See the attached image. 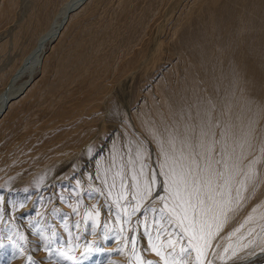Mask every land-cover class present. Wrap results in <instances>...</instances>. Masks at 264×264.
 I'll return each mask as SVG.
<instances>
[{"label":"rangeland","instance_id":"rangeland-1","mask_svg":"<svg viewBox=\"0 0 264 264\" xmlns=\"http://www.w3.org/2000/svg\"><path fill=\"white\" fill-rule=\"evenodd\" d=\"M60 1L17 0L10 16H0V90ZM120 1L111 0L109 6L104 5V12L102 2L94 7L98 12L92 10L93 2L88 8L86 6L79 15V19L83 18L88 24L84 30L99 33L105 24L107 27L108 17L116 13ZM194 1L132 0L135 12L139 11L137 15L142 9L145 11L150 7L146 18L149 20L152 17L153 21H148L142 53L138 54L139 45L133 46L134 42L130 45L134 49L126 53L125 58H115V46H106L100 51L102 57L108 54V63H104L108 72L103 74L98 71L101 77L95 76V91L101 93H96L95 97L106 99L107 110L105 103L99 105L97 101L94 105L92 101L91 111L77 114L74 108L83 95L79 94L72 103L65 95L67 90H73L77 85V82L70 85L65 82L72 67L66 63L64 54L69 51L79 24H69L65 33L47 48L42 59V71L34 75L32 86L0 117V264H137V256L144 264L148 261L165 264L164 259L149 246L150 239H155L152 243L159 245L166 258L170 254H179L181 246L188 247V237L185 236H190L191 230L186 235L181 230L180 218H177L178 223L174 221L177 226L172 231L177 238H173L153 220L151 213L176 200L182 207L186 202V207L190 204L191 212L187 217L191 220L199 216V221L194 219L196 226L200 224L204 230L208 229L205 224L209 222L207 216L209 218L212 211L211 207H207L210 203L224 210L223 216L247 207L242 220L237 219L238 214L228 219L230 225L236 226V232L232 231L235 248L227 252L224 250L221 260L213 258L215 263L210 259V251L204 264H208L209 260L212 264H264V196H259L260 186L257 187L264 182V0L218 2L214 12L216 25L219 20H226L229 25L232 23L233 31L238 20H242L247 30L249 28L250 33L244 36L242 47L237 45L235 36L234 39L223 37L218 29L215 35L210 29L208 31V15L204 8L202 13L199 12L202 16L197 15L198 7L193 6ZM236 2L240 10L235 7ZM5 3L6 0H0V7ZM106 6L112 7L110 11ZM186 9L192 11L189 25L173 40L169 33L176 27V17L182 16ZM152 10H157L156 15L152 16ZM101 21H104L103 24ZM87 33L81 38L87 39ZM167 42L172 47L168 52L163 49ZM227 47L229 49L224 52ZM103 52L106 54L103 55ZM221 52L226 57L225 63L215 61ZM133 55L139 56L135 63H129V67L125 65L128 68L124 66V71L121 68L123 74L115 69L122 67L123 62ZM183 55L190 58L189 62ZM238 58L241 62L237 61ZM89 65L95 66L92 61ZM23 73L20 79L23 77L24 80L26 76ZM205 85L207 96L200 91ZM246 85L248 101L242 102L240 98ZM101 89L104 91L101 92ZM163 95L168 97L166 105L172 110L165 111L167 116L159 113L155 121L150 118L155 127L147 131L141 119L146 113L151 114V107L157 108L162 103ZM193 117L200 118V121L203 119L205 122H201L207 127L195 143L189 132ZM227 121L236 128L235 153L231 154L234 158H230L227 152L225 138L231 134L224 128ZM216 140L219 141L218 147ZM213 150L217 154L216 162L213 157L208 159ZM204 151L206 163L199 171L202 183L193 184L192 180L186 183L183 177L195 178ZM180 152L182 156H179ZM249 164L250 169H246ZM246 172L250 174L246 180L248 183H239ZM167 174H170L169 177ZM186 187L191 191L195 187L203 204L195 202L194 196L190 201L181 196L179 201L177 195ZM249 189H258V195L241 202L236 193L239 190L246 193ZM263 190L264 187L261 189L264 195ZM137 207L139 210L133 211ZM216 207L212 205L213 211ZM171 208L175 211L174 207ZM197 227L196 231L200 229L199 225ZM221 229L216 230L220 233ZM176 231L184 233V236ZM167 234L174 246L164 245L168 240ZM238 243L244 246L240 247ZM195 257L194 251L193 259Z\"/></svg>","mask_w":264,"mask_h":264},{"label":"bare ground","instance_id":"bare-ground-1","mask_svg":"<svg viewBox=\"0 0 264 264\" xmlns=\"http://www.w3.org/2000/svg\"><path fill=\"white\" fill-rule=\"evenodd\" d=\"M16 1L17 0H6V3L0 7V16H5L6 18L8 16H10V13L13 12V10L11 8H13V5L16 4ZM107 1V2H106ZM111 0H61L56 6H55V9H53L54 11L52 12L53 14L50 15V16H47V18L45 19V22L41 25V28H40V31L37 32L35 38L33 39L31 45H30V49L29 51L27 52V54L25 56H23V59L20 61L19 65L17 66V68L11 73L10 77L8 78L7 82L5 83V85L2 87V89L0 90V117L5 113V111L9 108V106L16 100L20 99L21 97H23L25 94H26V91L32 86V82L34 80V75L37 74L38 72H40V70L42 71V59L47 51V48L52 44L54 43V41H56L57 39H59V37L63 34V32L65 31V29L68 27L69 24H79V26L77 27V31H76V35L74 36L73 38V43L70 45L69 47V51L64 54V58H67L65 60L66 63L69 64L70 67H72V71L69 72V77L67 78V80L65 81L67 84H72V82H77V85L75 87V89L73 90H67L65 92V95H66V98L71 102L72 100H75V99H78V95L79 94H82V100L77 103L78 105L74 108L76 109L77 111V114L79 113H85V112H89L88 110L92 109L90 108L91 107V104L90 102L94 101L93 104L95 105L98 101V104H103L104 105V100L106 99H100L101 97L96 96V93L97 91H95V86H94V78L95 76L98 77L100 76V74L98 73V71H101L103 74H106L108 71H107V67L105 66L104 63H108V57L107 55H105L104 57H102V53L100 51L104 50L106 46H115V50L116 52L113 51V54L115 55V58H121L123 57L126 53L128 54V52L133 48V46H137L139 45V47H137V50H138V54L139 53H142L143 50H144V45H145V39H144V35H146V28L148 26V21L150 19H152V17L147 20L148 18V13L150 11V7L147 9V10H141V12L137 15V13L139 12H135L136 10L134 9V5L132 4V0H122V2L120 1L119 2V5L117 6L118 7V10L113 12L115 13L113 16H109L108 19L110 20L108 22V25L106 27V24H105V27L104 29H100L99 30V33L98 31H94L93 33H89L88 30L89 29H86L84 30L86 27H87V22H85V20L83 18H80L79 19V15L82 11H84L86 8H88V6L91 4V2H93V7H92V10H95L94 7H96L97 4H101L102 2V11L104 12V5H108V3L110 2ZM161 1V0H160ZM203 1V3H202ZM220 0H195L194 1V4L193 6L197 5L198 7V10H197V15H201L199 12L202 10V8H204V11L207 13L208 15V31L209 29L214 33L217 31L220 32V34L223 36V37H228V38H232L234 39V36L236 37L235 40H237V45L242 47L243 44H244V36H246V34L250 33L248 32L247 28L243 25L242 23V20H238V23L237 24V28L236 30H233L231 29V26H232V23L231 25H229L228 22H226V20L222 21V20H219V23H216L214 22V12L216 11V8H217V5H218V2ZM237 1V0H236ZM240 1V0H239ZM46 2V1H45ZM33 3V2H32ZM160 3V2H159ZM111 4V3H110ZM200 5V7H199ZM240 5V4H239ZM87 6V7H86ZM109 6V5H108ZM86 7V8H85ZM101 7V5H100ZM107 7V6H106ZM235 7L236 8H239L238 7V2L235 3ZM110 8L112 7H107V9L109 10ZM190 8V7H188ZM98 9V8H97ZM106 9L107 13H108V10ZM117 9V8H116ZM185 10V9H184ZM187 10V9H186ZM240 10V8H239ZM98 12V10H95ZM110 11V10H109ZM153 11V10H152ZM157 10H154L152 12V16L155 14ZM167 11V10H166ZM238 11V10H237ZM253 11V10H252ZM34 13V11H33ZM37 13V12H36ZM106 13V14H107ZM158 13V12H157ZM202 13V11H201ZM216 13V12H215ZM112 14V13H110ZM222 14V13H221ZM109 15V14H108ZM156 15V14H155ZM182 16H177L176 17V20H175V23L174 25H176V27L170 31V37H172L171 39L175 40L177 38V34H180L181 31H184L186 26L189 25L188 23V20L189 18L192 16V11L191 10H187V11H183V13H181ZM238 15V14H237ZM147 16V18H146ZM151 16V15H150ZM202 16V15H201ZM216 16V15H215ZM196 17V16H195ZM155 18V17H154ZM157 18V17H156ZM107 19V20H108ZM240 19V18H239ZM84 20V22H82ZM89 20V19H88ZM87 21V20H86ZM91 21V20H89ZM88 21V22H89ZM153 21V19L151 20ZM231 21V20H229ZM244 21V20H243ZM104 21H101V24H103ZM39 23V22H38ZM100 25V24H99ZM110 26V27H109ZM262 27V26H261ZM69 28V27H68ZM149 28V27H148ZM91 29V28H90ZM152 28H150L151 30ZM187 29V28H186ZM207 29V28H206ZM84 30V31H83ZM148 30V31H150ZM216 30V31H215ZM22 31V30H21ZM207 31V30H206ZM207 31V32H208ZM88 32V33H87ZM140 32V34L137 36V34ZM218 32V33H219ZM248 32V33H247ZM65 33V32H64ZM87 33L88 37L87 39H83L81 38L82 35H85ZM150 33V32H148ZM17 34V32H16ZM165 34V33H164ZM210 34V33H209ZM102 36V37H99V36ZM142 35V36H141ZM166 35V34H165ZM183 35V34H182ZM184 35H186V33L184 32ZM207 35V34H206ZM215 35V33H214ZM212 37V35H210ZM217 36V34H216ZM251 36V35H250ZM16 37V36H15ZM218 37V36H217ZM252 37V36H251ZM17 38V37H16ZM147 38V37H146ZM206 38V37H205ZM209 38V37H208ZM207 38V39H208ZM149 39V38H148ZM213 41V40H212ZM133 46H130L131 43H133ZM163 43V42H162ZM166 43V42H164ZM163 43V44H164ZM169 42H167V44H165V48H162L164 49V51L166 50L168 52V49L171 50L170 48H172L170 45H168ZM207 43H209L207 41ZM252 43V42H251ZM250 43V45H251ZM146 44H147V41H146ZM211 44V42H210ZM167 45V46H166ZM209 45V44H208ZM211 46V45H210ZM111 48V47H110ZM147 48V47H146ZM257 48V47H256ZM229 49V47L225 48L224 49V52ZM241 49V48H240ZM110 50V49H109ZM161 51V50H160ZM223 51V50H222ZM134 52V51H133ZM170 52V51H169ZM224 52L220 55H218L217 59L215 60V58H213L215 61H217V63H225V56H224ZM229 52V51H228ZM106 54L103 52V55ZM111 54V55H113ZM137 54V53H136ZM168 54V53H167ZM110 55V56H111ZM170 55V54H169ZM216 55V54H215ZM126 56V55H125ZM137 56V57H136ZM139 55H133L132 57L128 58L126 61H124L123 63H125L122 67H116L115 69H119V71L121 70V68L123 69L125 65L128 64V67H129V63L134 62V60L136 58H138ZM159 56V55H158ZM168 56V55H167ZM166 56V57H167ZM185 56V55H183ZM169 57V56H168ZM125 58V57H123ZM186 59H188V62H189V59L187 56H185ZM242 58V57H241ZM241 58L237 59V61L241 62ZM113 59V58H112ZM112 59H110L112 61ZM116 60V59H115ZM114 60V61H115ZM139 60V59H138ZM243 60V59H242ZM91 61L95 64L94 67H90L89 63H91ZM109 61V62H111ZM254 61V60H252ZM65 62V61H64ZM64 62H62L64 64ZM117 60L114 62L116 63ZM187 62V60H186ZM61 63V64H62ZM119 63V61H118ZM121 63V62H120ZM193 63V62H192ZM252 63V62H251ZM113 65V64H112ZM115 67V66H114ZM127 67V66H125ZM127 67V68H128ZM20 68V73H18V69ZM18 72H17V71ZM126 70V69H125ZM190 70V69H189ZM194 70V69H193ZM16 71V72H15ZM25 71V72H24ZM124 71V69H123ZM123 71L121 70V74H123ZM24 72V73H23ZM112 72V70H111ZM111 72L109 74H111ZM24 74L26 76V79L23 80V77L20 79V75L21 74ZM67 73V72H66ZM114 73V72H113ZM191 73V72H190ZM193 73V71H192ZM120 74V76H121ZM23 75V76H24ZM64 75V74H63ZM113 75V74H112ZM67 76V74H66ZM107 76V75H106ZM105 76V77H106ZM101 77V76H100ZM103 77V76H102ZM104 77V78H105ZM117 78V76L115 77ZM64 79V78H63ZM100 80V79H99ZM107 80V78H106ZM112 80V79H111ZM63 81V80H61ZM202 81V80H200ZM107 82V81H106ZM62 84V83H61ZM203 84V83H202ZM101 85V84H100ZM243 85V84H242ZM245 85V84H244ZM102 86V85H101ZM184 86V85H183ZM187 87V86H186ZM189 87V86H188ZM102 88V87H101ZM105 88V86H104ZM182 88V87H180ZM244 90H243V96L240 98V100H242V102H247L248 101V98L246 96V93L248 91V86L246 85L245 87L243 86ZM99 89V88H98ZM106 89V88H105ZM108 89V88H107ZM197 89V88H196ZM184 90L187 91V89L184 87ZM88 91V92H87ZM101 92L104 91V89H101L100 90ZM190 91V90H189ZM188 91V92H189ZM204 96H207L208 93H207V87L206 85L203 86L202 90H200ZM184 92V91H183ZM200 93V92H199ZM97 94H100L101 93H97ZM201 94V93H200ZM103 95V94H102ZM184 95V94H183ZM186 95V94H185ZM189 95V94H188ZM105 97H106V94H105ZM166 97L165 95H163L162 97V103H159V106L156 107H151V114L150 113H146V116L147 119H145V117H143L141 119V122H144L142 123L143 127L148 131H152L154 130V127H155V123L153 121H151L152 119L150 118H153L154 121L156 119V116L160 113L161 114H167V112L165 111H170L172 109H168V105H166L167 103H169V100H166ZM80 99V98H79ZM202 99V97H201ZM205 99V98H204ZM208 99V98H207ZM7 100V105L6 107L4 108V102ZM213 100V99H212ZM100 101V102H99ZM200 101H203V100H200ZM209 101V100H208ZM74 102V101H73ZM96 102V103H95ZM199 102V101H198ZM216 102V101H215ZM72 103V102H71ZM76 103V102H75ZM106 104V103H105ZM217 104V103H216ZM182 105V103H181ZM249 105V104H248ZM108 105L106 104V108L104 106V108L107 110V107ZM172 108L175 107V105H171ZM190 106V105H189ZM223 106V105H222ZM221 106V107H222ZM99 107V106H97ZM218 107V106H217ZM227 107V106H226ZM177 108V107H176ZM182 108V107H181ZM180 109V108H179ZM69 110V109H68ZM233 110V109H232ZM91 111V110H90ZM177 111V110H176ZM175 111V112H176ZM179 111V110H178ZM221 111V110H220ZM223 113V112H222ZM71 114V113H70ZM164 114V115H165ZM179 114V113H178ZM202 114V113H200ZM214 114V113H213ZM143 115V114H142ZM159 115V116H160ZM177 115V114H175ZM191 115V113H190ZM203 115V114H202ZM224 115V114H223ZM149 116V117H148ZM167 116V115H165ZM165 116H163L165 118ZM184 116V115H183ZM182 116V117H183ZM186 116V115H185ZM196 116V115H195ZM204 116V115H203ZM206 116V114H205ZM192 117V116H191ZM199 117V116H198ZM202 117V116H201ZM161 118V116L159 117ZM167 118V117H166ZM165 118V119H166ZM176 118V117H175ZM205 118V117H203ZM182 119H185V118H182ZM191 119V118H190ZM193 120V121H192ZM192 123L190 124L189 122L186 121L185 119V122L189 123L188 127H189V132H190V135L192 136L191 140L195 142H198L199 140V137L204 134V132L207 131V127L205 126L206 124H204L203 122L200 121V118L199 119H196V117L192 118ZM214 120V118H213ZM217 120V119H216ZM177 121V120H176ZM204 121V120H203ZM205 122V121H204ZM235 122V121H234ZM154 123V124H153ZM156 123L157 120H156ZM160 123V122H159ZM179 123V122H177ZM214 123V121H213ZM185 124V123H184ZM217 125V123H215ZM176 125V124H175ZM174 125V127H175ZM178 125V124H177ZM180 126L181 123L179 124ZM194 125V126H192ZM157 126V125H156ZM179 126V127H180ZM210 126V125H209ZM160 127V125H159ZM168 127V126H167ZM171 127V125L169 126ZM174 127L173 130H174ZM212 128V127H211ZM217 128V127H216ZM225 128V131L231 133V134H227L228 136L225 138L227 141V148H228V156H230L234 151H235V146H234V132L236 130V128H234L233 124L231 125V123L229 121H227V125ZM161 131H162V128H160ZM167 129V128H166ZM201 129H203V132H200ZM176 130V129H175ZM217 130V129H216ZM159 131V130H158ZM165 131V130H164ZM181 131V128L179 130V132ZM218 131V130H217ZM216 131V132H217ZM176 132V131H175ZM209 132V131H208ZM153 133V132H152ZM163 132H161L162 134ZM174 133V132H173ZM201 133V135H200ZM154 134V133H153ZM152 134V135H153ZM159 134V133H158ZM216 134V133H215ZM210 135V134H209ZM154 136V135H153ZM165 136V134H164ZM178 136V135H177ZM177 136H176V139H177ZM182 136L183 133H182ZM218 136V134H217ZM175 137V136H174ZM180 137V136H179ZM178 137V138H179ZM189 137V135H188ZM204 137V136H203ZM162 138L164 139L163 137V134H162ZM161 138V139H162ZM183 138V137H182ZM209 138V137H208ZM218 138V137H216ZM162 139V140H163ZM181 139V138H180ZM179 139V140H180ZM165 140H166V137H165ZM170 140V139H169ZM174 141V140H173ZM205 141V140H204ZM207 141V140H206ZM209 141V140H208ZM176 142V141H175ZM182 142V141H181ZM183 142H184V138H183ZM180 143V142H179ZM185 144V143H184ZM215 144L219 145V141L216 140ZM197 145V144H196ZM210 145V144H209ZM215 145V146H216ZM211 146V145H210ZM192 147V145H191ZM183 148V146H182ZM181 148V150H182ZM194 148H195V145H194ZM204 148V147H203ZM207 148V147H206ZM215 148V147H214ZM189 150V149H188ZM203 150V149H202ZM196 151V150H195ZM176 152V151H175ZM190 152V151H189ZM225 152V151H224ZM226 152V153H227ZM235 153V152H234ZM189 154V153H188ZM216 151H212V154L209 155L208 157V154H207V157L208 159L210 157H213V160L214 158L216 159ZM226 155V154H225ZM234 155V154H233ZM238 155V154H237ZM179 156H182L181 155V152L179 154ZM187 156V155H186ZM190 156V155H188ZM195 156L197 158H199L196 154ZM245 156V155H244ZM247 156V155H246ZM174 157V155H173ZM221 157V156H220ZM264 157V156H263ZM175 158V157H174ZM177 158V157H176ZM175 158V159H176ZM189 159V157H187ZM201 163H199V166L197 167V169L200 167V169L198 171H196V175H195V178H192L191 176H185V178L183 177V180L188 183L190 180H192V183L194 184L195 182L199 183L201 182L202 183V179H201V174L199 173V171L202 170V164L206 163V151H204L201 156ZM230 158H234L231 157ZM222 159V158H221ZM224 159V158H223ZM222 159V160H223ZM251 159V158H250ZM263 159V158H262ZM178 161V159H176ZM175 160V161H176ZM199 160V159H198ZM243 160H246V159H243ZM183 161V159H182ZM188 161V160H187ZM192 161V160H191ZM217 161V159L215 160V162ZM250 161V160H249ZM263 161V160H262ZM179 162V161H178ZM209 162V161H208ZM236 162V160H235ZM248 162V161H247ZM252 162V161H251ZM250 162V163H251ZM232 163V162H231ZM249 163V162H248ZM188 164V163H187ZM178 165V163H177ZM179 165H180V162H179ZM182 165H183V162H182ZM192 165V163H191ZM218 165V164H217ZM216 165V166H217ZM243 165V164H242ZM241 165V166H242ZM173 166V165H172ZM186 166V165H185ZM207 166V165H206ZM173 167H176V166H173ZM189 167V164L188 166ZM185 167V168H187ZM254 167H255V164H254ZM169 168V167H168ZM179 168V167H178ZM242 167H240V170H241ZM253 168V167H252ZM218 169V168H217ZM246 169H250V164L248 166H246ZM168 170V169H167ZM182 170V169H181ZM186 170V169H185ZM192 170V169H191ZM171 171V169H170ZM184 171V170H183ZM190 171V170H189ZM186 172V171H185ZM219 172V171H218ZM217 172V174H218ZM244 172V171H243ZM169 173V172H168ZM191 173V172H190ZM189 173V174H190ZM220 173V172H219ZM192 174V173H191ZM170 175V174H167V176ZM172 175V174H171ZM184 176V175H183ZM250 174L246 172V174L242 177V180L239 182V183H242V182H245L246 180L248 181L247 177H249ZM169 177V176H168ZM179 177V176H178ZM173 178V177H172ZM176 178V177H175ZM215 178V177H214ZM220 178V177H219ZM250 178V177H249ZM264 178V177H263ZM219 180V179H218ZM253 180V179H252ZM250 180V181H252ZM135 181V180H134ZM246 181V182H247ZM264 181V180H263ZM136 182V181H135ZM204 182V181H203ZM220 182V181H218ZM260 182H262V180H260ZM207 183V182H206ZM248 183V182H247ZM246 183V185H247ZM252 183V182H251ZM254 183V182H253ZM258 183V182H257ZM200 184V183H199ZM219 184V183H218ZM217 184V185H218ZM243 184V183H242ZM264 184V182L262 183ZM257 185L260 186V192L257 190L253 191V189H249V192L246 194L244 191L242 190H239L237 194L238 198L241 200V202L245 199H250V198H255L257 195H258V192H259V196L261 198H263V194L261 193V189L264 187L263 185ZM136 185V184H135ZM188 185V184H186ZM204 185V184H203ZM137 186V185H136ZM178 186V184H177ZM238 186V185H237ZM185 187V186H184ZM188 187V186H187ZM184 188V189H181L180 190V195H177L179 196L178 199L180 201V197L183 196L185 197V200L186 201H190L191 200V197L194 196L196 201L195 202H201L203 204V202L201 201L200 197H199V193L196 192V188L195 187H192V191L189 190L188 188ZM203 187V186H202ZM243 186H239V188H241ZM249 187V186H248ZM251 187V185H250ZM256 187V188H257ZM237 188V187H236ZM201 189V188H200ZM206 189V187H205ZM215 189V188H214ZM213 189V190H214ZM243 189V188H241ZM255 189V188H254ZM202 190V189H201ZM216 190H218V188L216 187ZM245 190L246 187H245ZM208 191V190H207ZM178 192V191H177ZM216 192V191H215ZM235 192V191H232V193ZM264 192V190H263ZM173 194V193H172ZM212 194V193H211ZM217 194V193H216ZM215 194V195H216ZM213 195V194H212ZM214 195V196H215ZM222 195V194H221ZM172 196V195H171ZM232 196V194H231ZM236 196V195H235ZM237 196H236V199H237ZM175 197V196H174ZM218 197V196H217ZM206 198V197H205ZM211 198V197H210ZM233 200H234V197H232ZM231 198V199H232ZM176 199V198H175ZM207 199V198H206ZM213 199V198H212ZM225 199V198H224ZM184 200V199H183ZM184 200V201H185ZM211 200V199H210ZM220 200V199H219ZM252 200V199H251ZM167 201V200H166ZM185 201V202H186ZM235 201V200H234ZM255 201V199H254ZM182 202V201H181ZM180 202V203H181ZM221 202V201H219ZM239 202V201H238ZM235 203V202H234ZM244 203V202H243ZM183 204V203H182ZM187 204V202H186ZM186 204H183V207L179 205V202H176L175 203H168L167 204V208H163L164 211L163 213L160 211L162 208H159L156 210V212L152 211L151 213V216L154 217L153 220H155V222H159L158 225L159 226H162L163 227V230H167L168 231V234H170L171 236H173V238H177L175 237L174 234L172 231H174L175 229V226H177L176 224L178 223V220H181L182 223H183V227H181V230L184 232V228H189V230H191V233H190V236H185V237H188V243L187 245H189V240H190V237L193 235V230L191 229V221L193 219L190 220L189 217H187L188 213L191 212L190 210V204H189V207L187 206L186 207ZM212 203H210L207 207H211L212 211L211 213L209 214V218L207 216V219L209 222H207V224H205V228H208V229H205V230H211V233H212V236H211V240H210V244H211V247L209 248H206L204 249L206 255L202 256L201 259L203 261H206L207 262V258H208V253L211 251L212 252V256L210 254V259H213V258H216L217 260H221L220 258L224 257V255L222 254V252L227 248V249H233L235 248L234 247V236L232 231H235L234 228V225H231L228 223V219L229 217L232 218V215L235 216V215H239V216H236L237 219H241L242 217V214L244 213V211L246 210V208H240L237 212H236V209L235 211H231L230 213L229 212H226L225 213H229L228 216H223V213L222 211L224 212V210H222L219 206L216 207V204H212V205H215L216 207V211H213V208H212ZM236 204V203H235ZM238 204V203H237ZM240 204V203H239ZM188 205V204H187ZM197 205V204H196ZM195 205V207H196ZM199 205V204H198ZM207 205V204H206ZM242 205V204H241ZM200 206V205H199ZM171 207H174L175 208V211H173ZM240 207V205H239ZM228 208V207H227ZM193 209V208H192ZM232 209V208H231ZM196 209H194L193 211H195ZM228 210V209H227ZM173 212L175 213V215H173ZM207 212V210H206ZM234 212V214H233ZM198 213H200V210L198 211ZM198 213H196L195 216L198 215ZM220 213L222 214V216H220ZM232 213V214H231ZM194 214V213H192ZM175 216V218L172 217ZM191 215V214H190ZM200 215V214H199ZM245 215V214H244ZM202 216V214H201ZM200 216V217H201ZM186 217V218H185ZM199 217V216H198ZM198 217L197 219H194L195 220H198ZM193 219V221H194ZM203 220V219H202ZM171 221V222H169ZM174 221H177V223H174ZM181 221H180V224H181ZM199 221V220H198ZM152 222V221H151ZM153 223L154 225L156 223ZM250 222V221H249ZM193 223V222H192ZM199 223V222H197ZM204 223V222H202ZM235 222H233L234 224ZM150 224V223H149ZM175 224V225H174ZM236 224V223H235ZM257 224V223H256ZM148 225V224H147ZM152 225V224H151ZM179 225V224H178ZM199 227H200V224H198ZM197 225V226H198ZM225 225H228V226H225ZM147 227H150L149 225ZM156 227V225H155ZM154 227V228H155ZM158 227V226H157ZM222 228L220 233H218L219 231L216 230L218 228ZM153 228V227H152ZM198 228V227H196ZM242 228V226H241ZM155 230V229H154ZM158 230V228H157ZM178 230V229H177ZM204 229L201 231V227L200 229H197V231L195 230V235L197 237H200L202 236V234H206L208 231H205ZM153 231V229H152ZM159 231V230H158ZM218 231V232H217ZM156 231H154L155 233ZM164 232V231H163ZM178 232V231H176ZM203 232V233H202ZM236 232V231H235ZM242 232V231H241ZM162 233V231H161ZM186 235H188L186 232H184ZM184 233H177V234H182V237L184 236ZM250 233V232H248ZM160 234V232L158 233ZM167 234V235H168ZM239 234V233H238ZM243 234V233H242ZM242 234H241V238H242ZM250 235V234H249ZM162 236V235H161ZM244 236V235H243ZM246 236V235H245ZM239 237V236H238ZM250 237V236H249ZM163 238V237H162ZM168 240L164 242V245L166 247H168V241L170 239L169 235L167 236ZM180 238V237H179ZM240 238V239H241ZM245 239V238H244ZM249 239V238H247ZM155 240V239H154ZM152 240V242L154 241ZM179 240V239H178ZM182 240V239H181ZM164 241V240H163ZM217 241V242H216ZM241 241V240H240ZM247 241V240H246ZM249 241V240H248ZM149 242V241H148ZM157 242V241H156ZM180 242V241H179ZM243 242V240H242ZM192 243H197V241L193 240ZM200 243L202 244L203 241L201 240ZM245 243V242H244ZM249 243V242H248ZM163 244V243H162ZM161 244V245H162ZM176 244V243H175ZM186 244V243H185ZM184 244V245H185ZM240 243H238L239 245ZM241 245L244 246V244H240V247H242ZM148 246V244H147ZM159 246V245H158ZM249 246V245H248ZM149 247V246H148ZM187 247V246H186ZM247 247V246H245ZM236 248H237V244H236ZM162 250V249H161ZM166 250V248H165ZM239 250V247L238 249ZM242 250V249H241ZM151 251V249H150ZM177 251V250H176ZM235 251V249H234ZM164 252V251H163ZM180 252V250L178 251ZM210 252V253H211ZM236 252V251H235ZM149 253V252H148ZM234 253V252H233ZM167 254V253H166ZM170 254V253H169ZM175 254V252H174ZM177 254V253H176ZM193 254H194V251L191 252V258L193 259ZM168 255V254H167ZM172 255V254H171ZM197 255V253H196ZM159 257V256H158ZM153 258V257H152ZM167 258V257H166ZM206 259V260H205ZM194 260V259H193ZM224 260V259H222ZM210 261V260H209ZM212 262V261H211ZM213 262H214V259H213ZM216 262V260H215ZM214 262V263H215ZM219 263V261H218Z\"/></svg>","mask_w":264,"mask_h":264},{"label":"snow or ice","instance_id":"snow-or-ice-1","mask_svg":"<svg viewBox=\"0 0 264 264\" xmlns=\"http://www.w3.org/2000/svg\"><path fill=\"white\" fill-rule=\"evenodd\" d=\"M133 199H136V195H133ZM167 204H165V208H167ZM139 208L137 207L136 209H133V211H138ZM162 213L164 211V209L162 208L160 210ZM98 215V213H97ZM173 215H175V213L173 212ZM86 218H87V214H86ZM186 218V217H185ZM171 222V221H169ZM159 223V222H157ZM181 227H183V223L181 221ZM196 222L195 220L193 221L192 225H191V229L193 230V235L190 237L189 240V245L188 247H183L181 246L180 248V252L177 255H169L167 258H165L164 253L160 250V247L155 244L152 243L151 239L149 242V246L152 248V250L156 253L157 256H161L162 259H164L165 264H204V261L201 259L202 256L206 255L204 249L211 247L210 244V240H211V230L209 228L208 232L200 237H197L195 235V230H196ZM184 232H188L189 228H184L183 229ZM203 230V226H201V231ZM195 240L197 241V243H192V241ZM203 241V243L201 244L200 241ZM133 243H135V237L132 238ZM168 246H174L173 241L169 240L168 241ZM191 250V251H190ZM195 251L197 253L196 257L194 258V260L191 258V252ZM228 249H225V252H227ZM69 259H71V257H69ZM137 264H144L143 261L140 260L139 256H137ZM147 264H152L151 261H148ZM208 264H212L211 261H208Z\"/></svg>","mask_w":264,"mask_h":264},{"label":"water","instance_id":"water-1","mask_svg":"<svg viewBox=\"0 0 264 264\" xmlns=\"http://www.w3.org/2000/svg\"><path fill=\"white\" fill-rule=\"evenodd\" d=\"M18 73H20V71ZM6 105H7V100L4 102V108L6 107Z\"/></svg>","mask_w":264,"mask_h":264}]
</instances>
